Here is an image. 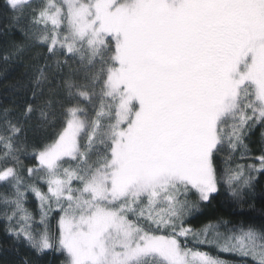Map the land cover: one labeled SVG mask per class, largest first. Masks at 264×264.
<instances>
[{"label":"snow or ice","instance_id":"obj_1","mask_svg":"<svg viewBox=\"0 0 264 264\" xmlns=\"http://www.w3.org/2000/svg\"><path fill=\"white\" fill-rule=\"evenodd\" d=\"M5 7L20 40L4 60L46 49L30 96L0 109V218L17 244L62 264H230L207 247L264 264V228L190 223L222 184L240 201L264 173V0Z\"/></svg>","mask_w":264,"mask_h":264},{"label":"trees","instance_id":"obj_2","mask_svg":"<svg viewBox=\"0 0 264 264\" xmlns=\"http://www.w3.org/2000/svg\"><path fill=\"white\" fill-rule=\"evenodd\" d=\"M13 13L5 7V0H0V109L12 107L20 103L21 99L27 98L31 94L32 57L38 52L46 49L33 48L25 53L23 59L4 60V55L8 53L14 44L20 40V34L10 27V17ZM261 129L257 128L250 137V146L257 150L260 140ZM30 152L31 149L29 148ZM239 156V153H237ZM25 169L35 164L33 159L21 157ZM218 167H222L220 158L217 159ZM254 187L248 191L242 200L237 201L229 195L227 188L222 184L220 191L215 194L210 204L205 205L201 214L196 215L190 221L194 228H199L208 221L227 220L232 223L244 222L253 224L257 228H264V173H256ZM7 186L0 183V192L6 191ZM38 218V206L35 197L28 196L26 205ZM55 217L51 219L55 226ZM202 250L210 252L212 255H219L226 260L236 261L239 258L219 253L213 247ZM27 258L29 264H62L64 256L55 252H48L37 256L31 249L23 244H17L6 231V221L0 218V264H22ZM251 262V260L249 259Z\"/></svg>","mask_w":264,"mask_h":264},{"label":"rangeland","instance_id":"obj_3","mask_svg":"<svg viewBox=\"0 0 264 264\" xmlns=\"http://www.w3.org/2000/svg\"><path fill=\"white\" fill-rule=\"evenodd\" d=\"M216 250V249H215ZM216 255V254H215ZM224 259V258H222ZM250 259V258H249ZM226 260V259H225ZM251 260V259H250ZM230 262V264H243V261L238 259L236 261H232V260H228ZM249 264H252V262L249 261Z\"/></svg>","mask_w":264,"mask_h":264}]
</instances>
